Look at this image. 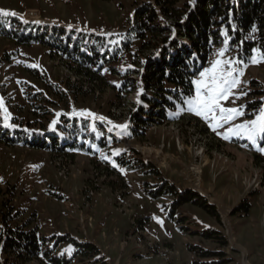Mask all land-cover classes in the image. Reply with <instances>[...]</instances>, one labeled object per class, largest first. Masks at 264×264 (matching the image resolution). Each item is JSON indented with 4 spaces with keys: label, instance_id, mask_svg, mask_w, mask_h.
<instances>
[{
    "label": "rangeland",
    "instance_id": "rangeland-1",
    "mask_svg": "<svg viewBox=\"0 0 264 264\" xmlns=\"http://www.w3.org/2000/svg\"><path fill=\"white\" fill-rule=\"evenodd\" d=\"M144 3L154 1L0 0V9L19 13L22 18L39 15L50 25H66V30L107 39L131 27L135 9ZM13 19L0 14V31L21 30L26 25L27 31L31 29L30 24ZM227 50L226 40L215 46L207 66L194 80L193 94L169 112L165 122L150 123L144 130L136 127L143 132L136 136L129 119L143 92L141 54L135 64L126 55L120 63H106L102 74L112 86L91 87L84 82L78 89L80 81L45 45L19 44L0 32L2 130L62 135L57 128H70L66 120L76 119L88 122L85 133L93 134L94 139L107 131L116 139L103 149L91 145L88 151L64 158L0 144V219L9 213V223L15 225L35 214L42 235L67 233L89 239L107 264H192L197 258L188 245L224 251L230 264H264V130H260L264 123L255 126V142L248 138L254 127L250 122L264 114L263 107H250V103L264 101V54L255 48L246 63ZM214 65L217 76L235 69L231 77L235 86L229 88L226 99H219V107L197 115L196 82L210 83ZM32 69L39 76L33 75ZM206 69L209 71L202 77ZM123 80H130L129 86H122ZM207 95L202 87L200 96ZM220 108L237 109V113L221 112ZM238 125L245 127L238 129ZM120 152H125V159L150 167L118 165L114 156ZM152 168L158 175L146 173ZM162 180L205 197L214 205L219 221L186 204L177 216L185 218L181 225L188 231H180L163 210L170 199H154L144 191L146 185L151 188ZM241 204L248 206V213L233 215V209ZM145 217L148 219L140 230L137 218ZM209 229L226 238L227 245L222 247L192 233ZM69 246L63 248L67 255Z\"/></svg>",
    "mask_w": 264,
    "mask_h": 264
},
{
    "label": "trees",
    "instance_id": "trees-1",
    "mask_svg": "<svg viewBox=\"0 0 264 264\" xmlns=\"http://www.w3.org/2000/svg\"><path fill=\"white\" fill-rule=\"evenodd\" d=\"M153 1L135 9L132 25L124 33L110 35L107 39L48 24L31 25L29 31L26 25L21 30L3 28L0 32L12 36L19 44L45 45L48 53L52 57H60L81 82L77 83L78 89L82 88L84 82L91 87L112 86L102 74L106 63H120L126 55L129 62L135 64L136 56L141 54L139 82L143 92L141 102L136 112L131 113L129 121L134 125L131 131L136 136L142 135L143 132L137 128L144 130L150 123L165 122L168 113L193 94L194 80L207 66L215 46L226 40L227 53L233 51L234 56L246 63L255 48L264 54V0ZM13 20L9 23H13ZM10 26L13 27V24ZM148 51L150 54L145 55ZM6 57L7 54L4 55ZM31 72L39 76L36 69ZM129 81L123 80L121 85L129 86ZM250 107L254 110L264 108V101L250 103ZM66 121L70 122V128L64 125L57 128L62 135L57 132L22 134L16 129L5 132L0 128V144L47 151L50 155L64 158L72 157L75 152L88 151L91 145L103 149L108 143H116V139L107 132H100L95 139L93 134L85 133L86 120ZM120 153L114 156L118 165L128 169L150 167L149 164H136L132 159H125V152ZM146 171L147 174L158 175L153 168ZM144 191L154 199H170L163 210L168 219L176 222L180 231H188L187 227L181 225L185 218L177 216L180 207L186 204L199 208L219 221L214 205L191 189L179 190L162 180L151 188L146 185ZM237 211L248 213L249 208L241 204L233 209V215ZM147 219L137 218L140 230H143ZM9 220V213H3L0 219V255L3 264H75L80 261L85 264H107L98 247L89 241H79L67 233L42 235L35 223V214L21 224L11 225ZM192 233L222 247L227 245L226 238L216 230ZM66 245L72 248L69 255L63 251ZM188 250L197 258L192 264L231 263L224 251H212L196 245H188Z\"/></svg>",
    "mask_w": 264,
    "mask_h": 264
},
{
    "label": "snow or ice",
    "instance_id": "snow-or-ice-1",
    "mask_svg": "<svg viewBox=\"0 0 264 264\" xmlns=\"http://www.w3.org/2000/svg\"><path fill=\"white\" fill-rule=\"evenodd\" d=\"M191 2H194V0H191ZM0 14L2 15H15L14 12L10 13L7 12L6 10L0 9ZM220 61L216 62V65H219ZM216 65H214L213 68V75L210 78V83H206L205 81H199L196 82L197 83V98H196V102H197V107L194 109L197 115H204L205 113L211 112L213 111L214 108L219 107V99L221 98H227L226 97V93L228 92L230 87H234L236 81L234 79H232V71H235V69H233L232 71H229L227 73H222L219 76H217L215 74V68ZM209 70H205V72L201 73V76L204 77L205 74L208 72ZM206 88L207 90V97H201L200 96V90L201 88ZM221 112H228V113H237V109H224V108H220ZM231 116H228L227 119H231ZM55 123V122H54ZM254 127L252 129V131L248 134V138L250 140H253V142H255L254 137H255V133L257 131V128L255 127L258 124H262L264 123V114H262L261 116L257 117L256 121H252L250 122ZM123 127V126H121ZM238 129H243L245 126L244 125H238L236 126ZM260 130H264V127H262ZM229 131H233L232 129H229ZM261 151H264V149H261ZM66 252H68L69 254H71L72 252V248L71 246H69V248L65 249Z\"/></svg>",
    "mask_w": 264,
    "mask_h": 264
},
{
    "label": "built area",
    "instance_id": "built-area-1",
    "mask_svg": "<svg viewBox=\"0 0 264 264\" xmlns=\"http://www.w3.org/2000/svg\"><path fill=\"white\" fill-rule=\"evenodd\" d=\"M20 19H22L25 22H39V15H29L26 19L25 18H20Z\"/></svg>",
    "mask_w": 264,
    "mask_h": 264
},
{
    "label": "crops",
    "instance_id": "crops-1",
    "mask_svg": "<svg viewBox=\"0 0 264 264\" xmlns=\"http://www.w3.org/2000/svg\"><path fill=\"white\" fill-rule=\"evenodd\" d=\"M48 235H54L53 232L52 233H49ZM57 235V234H55ZM75 239L79 240V241H90L89 239H85L83 237H79V236H76V235H72Z\"/></svg>",
    "mask_w": 264,
    "mask_h": 264
},
{
    "label": "bare ground",
    "instance_id": "bare-ground-1",
    "mask_svg": "<svg viewBox=\"0 0 264 264\" xmlns=\"http://www.w3.org/2000/svg\"><path fill=\"white\" fill-rule=\"evenodd\" d=\"M26 18H27V17H26ZM26 18H25V19H26Z\"/></svg>",
    "mask_w": 264,
    "mask_h": 264
}]
</instances>
